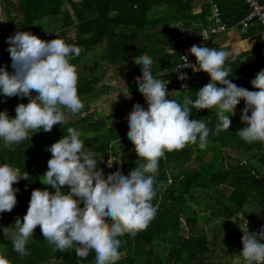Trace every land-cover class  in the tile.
Masks as SVG:
<instances>
[{
	"label": "trees",
	"instance_id": "trees-1",
	"mask_svg": "<svg viewBox=\"0 0 264 264\" xmlns=\"http://www.w3.org/2000/svg\"><path fill=\"white\" fill-rule=\"evenodd\" d=\"M195 1L0 0V67L6 66L9 72L13 71L5 41L17 31L30 32L44 41L61 38L67 44H74L81 49L80 55L73 56L70 63L77 68L78 95L82 102H87L84 104L85 108L74 115L64 109L66 121L61 125H54L50 132H30L29 136L33 135L31 139L11 147L4 146L3 141H0V164L6 163L18 168L21 175L29 177L13 185L14 188H19L16 193L17 204L12 211L0 215V225L8 227L9 233L5 237L0 228V257H4L8 264H94L91 253L87 258L81 259L74 249L63 253L54 251V246L44 240L40 226L36 227L33 238L26 245L30 254L20 256L11 243V235L16 231L15 221L20 219L23 222L33 190L55 191L50 185L41 183L52 156L46 149L67 135V128L73 127L82 133L85 149L91 148L97 154L98 161L102 160L99 168L103 170L105 178L116 173V169L108 170V159L116 155L118 157L120 150L130 149L132 143L126 138L129 130L127 122L121 128L107 126V121L121 117L124 111L103 117L100 110H95L96 107L93 110L88 108V101L103 94L102 90L108 86L101 84L103 73L86 75L79 68L81 58L86 57L92 47L105 42L106 52L102 55V62L125 65L132 58L150 56L153 59V75L178 87L181 80L178 79V72L174 71L180 63L176 26L182 24L187 29L195 30L210 24L209 19L206 20L210 15L209 9L198 16L192 14ZM160 8H163L161 17L156 18L154 10ZM247 12L248 10L246 14ZM169 18L175 23L172 27L168 25ZM155 27H160V32L164 35L159 41L152 40L146 34V31ZM246 32L249 37L255 33H263L264 27L254 25ZM140 33L145 36L147 44L136 49L132 43L140 37ZM162 43L172 47L174 53L168 54L167 46L162 47ZM254 51V64L237 70L232 68L230 77H227L238 87L250 91H258L253 88L251 81L259 71L264 70V40L256 43ZM95 65L91 66L93 71L97 69ZM202 73L206 72L200 71ZM133 74L136 75L129 82L128 88L137 98L128 102L125 109L144 100L134 84V81L141 79L138 65L132 70L131 75ZM206 84L197 81L189 90L180 92L172 99L183 103V97L188 95L195 100L196 92ZM32 94L37 95L34 90ZM28 102V97L14 96L5 100L0 96V111L6 110L14 118L15 108L20 103ZM202 110L192 108L190 119L203 120L210 129L207 147L201 149L198 143L189 144L183 149L166 152L160 159L156 175L157 195L152 201L153 206L158 209L157 214L149 226L135 237L129 234L119 237L122 243L120 258L116 264H206L210 250L207 232L201 222L211 223L213 220H219L215 235L221 237L220 244L228 252L241 257L243 233L236 222L226 220L225 217L236 216L248 202H254L259 211L264 212V174L250 164L234 162L227 165V152L254 154L260 170L264 171V143H247L242 140L238 131L247 125H236L231 117L229 130L214 134L217 116L213 115L214 112L210 115L203 114ZM121 155L117 164L120 165L122 174L128 175L136 166L137 154L133 151L128 156L124 153ZM208 157L209 160L205 161ZM222 186L223 189L220 190ZM64 190L70 189L64 186ZM224 190H228V195H225ZM206 209L211 214H205ZM249 231L254 233L252 229ZM158 247L164 250V255L159 253Z\"/></svg>",
	"mask_w": 264,
	"mask_h": 264
},
{
	"label": "clouds",
	"instance_id": "clouds-1",
	"mask_svg": "<svg viewBox=\"0 0 264 264\" xmlns=\"http://www.w3.org/2000/svg\"><path fill=\"white\" fill-rule=\"evenodd\" d=\"M5 43L13 71L0 67V96L5 100L14 96L29 98L27 104L20 103L15 108L14 118L6 110L0 111V141L11 147L31 139L30 132H50L54 125L63 124L67 119L64 109L74 115L84 108L78 95L77 68L70 63L73 56L80 55L81 49L61 38L44 41L26 31H17ZM189 52L196 58V65L189 64L187 56H182L184 64L174 71L189 67L206 72L210 82L196 92L195 100L185 95L183 103L166 98L174 92L166 87L169 81L165 83L153 75L150 56L134 59L141 69V79L134 84L143 95L147 109L134 104L126 117L129 129L126 138L134 145L138 157L128 175L122 174L120 165L116 164L115 175L105 178L99 168L102 160L98 161L91 148L85 149L82 133L73 127L67 128V135L46 149L52 156L41 183L55 191H32L23 222L16 219V231L11 235L15 252L20 256L30 254L26 245L40 226L44 240L54 246V251L63 253L74 249L81 259L91 253L94 264H116L122 243L119 237L125 234L135 237L157 214L152 201L157 195L160 159L166 152L189 144L198 143L201 149L208 145L210 129L203 120L190 119L192 108L216 110L214 134L218 135L229 130L230 117L243 100L241 122L247 126L239 130L238 135L247 143H264V70L251 81L258 91H250L227 79L232 71L227 62L230 58L234 60L238 51L193 45ZM188 78L186 73L178 72L179 80ZM120 81V92L128 98L129 88ZM182 88L187 85L182 84ZM33 90L37 95L33 96ZM117 158L116 155L108 159L109 168ZM21 179L29 177L21 175L18 168L0 164V215L12 211L17 204L19 188L13 185ZM64 186L70 190L65 191ZM239 221L243 233L240 255L244 264H264V243L260 242L264 241V228L252 233L245 217ZM0 228L7 237L8 227L0 225ZM0 264H8V261L0 257Z\"/></svg>",
	"mask_w": 264,
	"mask_h": 264
},
{
	"label": "crops",
	"instance_id": "crops-1",
	"mask_svg": "<svg viewBox=\"0 0 264 264\" xmlns=\"http://www.w3.org/2000/svg\"><path fill=\"white\" fill-rule=\"evenodd\" d=\"M78 1L79 0H76L75 2H78ZM213 1L220 5L222 20L224 21L225 24H227L229 29L224 34L205 42L201 46H208V47H212L216 49H220L221 47H226L228 50H231L234 53L238 51V54L235 56V59L232 60L230 58L229 61L227 62L228 64H230L231 69L234 68L235 70H237L239 68H245V67H248L254 64L256 60L254 47L256 43L264 40V32L255 33L252 36L247 37L246 36L247 32L242 31L240 29L239 23L244 18V15L246 14V11H247V6H246L245 1L244 0H196L192 5V14L194 16H198L204 10H207V9L210 10V5H211V2ZM262 2L264 3V0H262ZM162 10L163 8L154 10V14L156 18L161 17ZM209 18H210V15L209 17L206 18V20H208ZM171 20L172 19L169 18V21H168L169 27H172L175 25V23L171 22ZM146 34L149 35V37L155 41H159L164 36L163 33L160 32V27H155L149 31H146ZM144 38L145 36L143 37L141 34L140 37L137 38V40L135 39L133 41L132 43L133 47L136 49H140L145 44H147V41H145ZM166 46H167L166 43H162V47L165 48ZM166 49H167L168 54L174 53V49L172 47L167 46ZM105 52H106L105 42L96 47H92L88 55L86 57H82L81 60L79 61L78 63L79 68L82 71H85L86 75L92 74V73L93 74L103 73L104 79L101 82V84L106 85L108 87L103 90V94L98 95V97L101 96L99 98H104V96L106 95V92L109 94V93H112V91L115 89L116 94H118V96H121L122 99H125L130 102L136 100L137 97L132 94L130 89H129L128 98L124 96L123 92H120L122 89V82L120 80H122L125 83V85L128 87L129 82L136 75V74L131 75L132 70L137 66L134 62L135 58L130 59L128 63L125 65H111L106 61L104 62L101 61L102 55L105 54ZM140 57H143V56H140ZM140 57H137V59ZM93 64H96L95 66L97 67V69L94 71L91 68ZM198 81L200 83L204 82L208 84L210 82V76L207 73H202L199 75ZM116 88H118V90ZM139 96H142V95H139ZM98 97L92 98L88 101L90 103L88 104L89 109L93 107V104L96 100H99ZM244 107H245V103L243 100H241V102L236 106L234 110V115L231 116L233 121L237 122V124L235 123L236 125L242 124L241 114H242V110L244 109ZM211 112L212 113L214 112L213 115L217 116L215 109H212V110L203 109L202 110V113L207 114V115H210ZM250 114L251 113L249 112V115ZM228 115H230V113H228ZM82 116H84V114Z\"/></svg>",
	"mask_w": 264,
	"mask_h": 264
},
{
	"label": "rangeland",
	"instance_id": "rangeland-1",
	"mask_svg": "<svg viewBox=\"0 0 264 264\" xmlns=\"http://www.w3.org/2000/svg\"><path fill=\"white\" fill-rule=\"evenodd\" d=\"M76 1V0H75ZM3 21V18H2ZM5 26V24H4ZM41 36V35H40ZM114 88V87H113ZM118 90V88H116ZM103 92V90H102ZM116 90L114 89L112 93H107L104 96V98H99V100H96L93 104V108L96 107L95 110H100V112L103 114V117L110 116L114 113H122L124 111L125 105L130 102L125 99H122L121 96L117 95L116 97ZM104 99V100H103ZM115 99V100H114ZM87 103L86 101L83 102V104ZM122 117V116H121ZM118 117L117 119L107 121V126L113 125L116 128L124 127V121H122V118ZM76 119V118H74ZM237 124V122L235 121ZM129 150L126 151H119L118 158L113 162V167L117 164V162L122 158V153H124L126 156L130 155L134 151V145L131 144ZM228 153V160L227 165L233 164L234 162H241L242 164H250L253 166H256V168L259 170L261 174H264L263 170H260L254 154H241L238 155L237 153L227 152ZM209 157L205 159V161H208ZM109 170V168H108ZM223 189V186L220 187V190ZM225 195H228V190H224ZM198 209L204 207H196ZM260 209L257 207V205L254 202H248L243 210L238 213L234 217H225L226 220H232L236 222L238 225L242 218H246L248 221V228L249 230H254V233H259L262 228H264V212L259 211ZM205 214H211V211L209 209H206ZM212 217V215H210ZM214 217V215H213ZM201 225L204 226L207 232L208 237V246L210 252L207 253V259L206 264H244L243 259L240 256H236L230 252H228L221 244V237H217L215 235V231L218 230L219 227V220H213L211 223H207L205 221L201 222ZM217 238V239H216ZM262 243V242H261ZM158 251L161 255H164V250L162 248L158 247ZM4 258V257H3ZM5 259V258H4Z\"/></svg>",
	"mask_w": 264,
	"mask_h": 264
},
{
	"label": "built area",
	"instance_id": "built-area-1",
	"mask_svg": "<svg viewBox=\"0 0 264 264\" xmlns=\"http://www.w3.org/2000/svg\"><path fill=\"white\" fill-rule=\"evenodd\" d=\"M245 3L248 12L239 23L240 29L242 31H247L254 25H260L264 27V3H262V0H245ZM209 21L210 24L208 26L195 30L187 29L182 24H178L176 26V40L178 52L180 53V63L177 65V67L184 64L182 56H187L189 64L196 65V58L190 54L189 49L193 45L201 46L205 42L224 34L229 29L227 24H225L222 20L221 11L218 4L214 1L211 2L210 5ZM177 72L186 73L189 78L186 81H181L178 87L172 86L169 82H166L168 91L174 92L173 96L169 95L166 97L168 100H172V98L180 92L189 90L191 87H193L197 83L200 75V71H193V69L189 67H181L177 70ZM182 84H186L187 88H182ZM135 104H140L142 107L147 109V103L145 99ZM132 107L133 105L124 110V113L121 117L122 121L127 122L126 117L131 114ZM114 169L115 167H111L109 168V171H113Z\"/></svg>",
	"mask_w": 264,
	"mask_h": 264
}]
</instances>
